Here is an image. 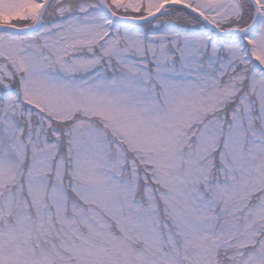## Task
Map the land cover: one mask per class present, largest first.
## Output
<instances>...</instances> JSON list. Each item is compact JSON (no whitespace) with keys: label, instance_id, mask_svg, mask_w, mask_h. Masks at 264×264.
Here are the masks:
<instances>
[{"label":"snow or ice","instance_id":"1","mask_svg":"<svg viewBox=\"0 0 264 264\" xmlns=\"http://www.w3.org/2000/svg\"><path fill=\"white\" fill-rule=\"evenodd\" d=\"M0 264H264V0H0Z\"/></svg>","mask_w":264,"mask_h":264}]
</instances>
